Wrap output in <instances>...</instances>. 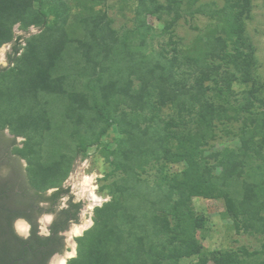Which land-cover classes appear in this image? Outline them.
<instances>
[{
    "label": "trees",
    "instance_id": "16d2710c",
    "mask_svg": "<svg viewBox=\"0 0 264 264\" xmlns=\"http://www.w3.org/2000/svg\"><path fill=\"white\" fill-rule=\"evenodd\" d=\"M105 1L0 0V47L15 25L40 31L24 47L15 37L13 65L0 71V91L18 87L20 100L12 110L15 91L0 99V128L25 137L19 153L30 174L57 169L34 186H60L94 145L112 169L101 187L110 199L67 264H264V249L206 250L192 207L195 198L222 200L236 232L264 235V81L245 24L252 0H137L132 26L120 31L99 8ZM184 13L214 21L187 48L175 31ZM218 124L234 128L226 134L238 146L206 154Z\"/></svg>",
    "mask_w": 264,
    "mask_h": 264
},
{
    "label": "rangeland",
    "instance_id": "374dc122",
    "mask_svg": "<svg viewBox=\"0 0 264 264\" xmlns=\"http://www.w3.org/2000/svg\"><path fill=\"white\" fill-rule=\"evenodd\" d=\"M187 1L188 0H184V3H186ZM252 2H253V8L251 12V18L249 20H246L245 22L246 33L248 39L255 48L256 51L255 54L258 60V64H257L258 74L261 77L262 81H264V0H252ZM136 3L137 0H106L104 5L100 6L99 8L105 11L107 16L112 21V26L116 30L120 31L121 28L123 27L132 26ZM209 3H215L216 6L221 7L223 4V0H197L194 7L199 6V4H209ZM147 24H149L155 29V34L157 35L156 40L159 43L165 40L164 36L161 33L163 27L161 23L156 21L154 18L149 17L147 19ZM207 27H214V21H209V19L202 14H196L194 16H190L189 14L184 13L183 17L179 20L177 26L175 27V31L177 36L181 38V40L183 41L181 42V45L187 48L191 46L195 37L203 33ZM39 32H40L39 29L35 27L29 28L28 33H24L23 31H21L18 25H15L13 27L14 38L16 36L22 35L24 38L23 39L24 46H25V39L29 38L31 35L38 34ZM0 88H1V82H0ZM242 88L244 89V86H241L239 84L234 85V89L236 91ZM2 91L3 92L0 91V95H4L3 97L2 96L0 97V99L2 100L5 99L9 100L11 93L15 91L16 94L12 98V100L14 101L10 102L9 104L11 105L12 110H16L14 104H16L17 101H19L20 103L18 97V93H19L18 87L13 88L12 86L11 88L8 87L6 92L5 90ZM262 96L264 98V92ZM2 100H0V103ZM53 105L54 103L52 102L49 111H51ZM55 122H59V119L56 120ZM233 129L234 128L230 126H228L225 129L223 126L218 124L216 126L217 139L211 142L210 146L207 147L208 151L206 154H209L210 152L219 151L223 147L236 148L238 146L237 139L232 134H226V132H229L231 130L235 131ZM107 140H109L108 137H105L103 142L104 141L106 142ZM100 150L101 148L99 146L94 145L88 148L85 155L80 156L79 154L75 158V160L81 159L88 161L87 165L83 168V174L85 176L92 177L90 187L91 189L92 188L94 189L91 191H93L96 196L101 198L102 201V203L94 206L91 209L89 219L92 222V225H93L92 216L94 209L96 207L102 206L103 203L109 201L110 199L109 196L102 195L104 194V192L101 191V187L104 184L109 183L113 179V176L112 175L110 176L112 169L105 160V157L102 156ZM74 161L72 162L71 169L64 181L67 180L72 170ZM38 168L39 167H35L33 172H31L32 175L30 174L32 183H34L35 180L41 181V179L39 178L40 176H42V178H47L51 172L55 171L56 173L57 171L55 167H51L50 170L48 171V174H45L43 172H37ZM173 169L179 170L181 169V166H174ZM34 172L37 173L34 174ZM104 176H107L108 178L105 179ZM33 177H34V181H33ZM50 181L55 182V180H50ZM192 207L194 212L197 215L201 216L205 221V229L202 231L201 235H203L202 242L206 250L208 251H212L216 249L232 250L241 253L242 249H245L248 252H261L264 249V235H248L243 232L238 233L235 231L232 221L223 216L224 204L222 200H206L202 198H195L193 199ZM91 227H89L88 229H90ZM88 229L84 230L82 232V235ZM81 236L71 235V239L74 240L75 238ZM74 244H75V256H76V243ZM72 258H67L65 260V264H67V262ZM180 264H199V262L196 257H192L189 259L182 260Z\"/></svg>",
    "mask_w": 264,
    "mask_h": 264
},
{
    "label": "flooded vegetation",
    "instance_id": "af4514ba",
    "mask_svg": "<svg viewBox=\"0 0 264 264\" xmlns=\"http://www.w3.org/2000/svg\"><path fill=\"white\" fill-rule=\"evenodd\" d=\"M9 55L7 64L13 65ZM25 143V137L0 128V264H54L76 243L68 235L80 226L83 205L76 212L73 205L81 202L67 181L45 190L34 186L19 153Z\"/></svg>",
    "mask_w": 264,
    "mask_h": 264
},
{
    "label": "water",
    "instance_id": "95a60500",
    "mask_svg": "<svg viewBox=\"0 0 264 264\" xmlns=\"http://www.w3.org/2000/svg\"><path fill=\"white\" fill-rule=\"evenodd\" d=\"M22 36V35H20ZM17 37V36H16ZM15 38L11 43L5 44L0 48V68H10L12 65L7 64L6 58H8L9 52ZM21 47H24V41L20 40ZM22 50L19 51L16 57L20 55ZM8 66V67H7ZM86 160L76 159L73 163L72 170L67 178V182H69L71 186V190L74 192V197L83 205L82 212H81V219H80V226L75 227L73 233L69 234L68 237L71 239V235L81 236L82 232L89 227H91L92 222L90 221V213L91 209L102 203L101 200L96 198L93 193L91 192L90 183L92 177L85 176L83 174V168L87 165ZM70 254V255H69ZM75 256V244L71 243L66 246L64 254L58 259L59 262H54V264H60L61 261L64 262L67 258H72Z\"/></svg>",
    "mask_w": 264,
    "mask_h": 264
},
{
    "label": "bare ground",
    "instance_id": "6f19581e",
    "mask_svg": "<svg viewBox=\"0 0 264 264\" xmlns=\"http://www.w3.org/2000/svg\"><path fill=\"white\" fill-rule=\"evenodd\" d=\"M94 188H92L91 190H93ZM93 193V195L98 198L99 200H101V198H99L98 196L95 195V193L93 191H91Z\"/></svg>",
    "mask_w": 264,
    "mask_h": 264
},
{
    "label": "clouds",
    "instance_id": "9594fccd",
    "mask_svg": "<svg viewBox=\"0 0 264 264\" xmlns=\"http://www.w3.org/2000/svg\"><path fill=\"white\" fill-rule=\"evenodd\" d=\"M60 264H64V262H63V261H61V262H60Z\"/></svg>",
    "mask_w": 264,
    "mask_h": 264
}]
</instances>
